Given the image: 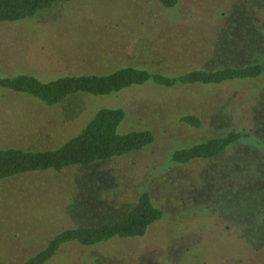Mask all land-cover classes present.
I'll list each match as a JSON object with an SVG mask.
<instances>
[{"label": "rangeland", "instance_id": "374dc122", "mask_svg": "<svg viewBox=\"0 0 264 264\" xmlns=\"http://www.w3.org/2000/svg\"><path fill=\"white\" fill-rule=\"evenodd\" d=\"M252 27L264 39V0H180L172 9L153 0H70L32 19L0 23V75L25 72L46 81L132 65L174 76L227 65L222 57ZM15 100L0 88V149L55 147L103 106L125 110L121 133L150 128L155 140L87 167L2 180L0 261L23 262L61 229L116 221L146 189L164 216L144 236L67 244L45 264H264V224L255 226L264 213V77L77 93L55 107ZM183 113L198 116L201 127L182 124ZM227 129L262 142L248 138L188 164L169 161L178 148ZM243 221L250 224L241 228Z\"/></svg>", "mask_w": 264, "mask_h": 264}, {"label": "trees", "instance_id": "16d2710c", "mask_svg": "<svg viewBox=\"0 0 264 264\" xmlns=\"http://www.w3.org/2000/svg\"><path fill=\"white\" fill-rule=\"evenodd\" d=\"M68 1L70 0H0V23L32 19L55 4ZM153 1L164 9H172L180 2V0ZM256 31L259 29L248 28L243 32L246 38L244 43H232V55L228 59L222 57L228 62L227 65L198 67L174 76L141 66L127 65L106 74L63 75L46 81L33 74L18 72L0 75V88L14 93L18 99L15 100L17 106L19 103L27 104L28 101H33L39 106L55 107L73 94L108 96L147 83L170 89L188 85L213 86L233 80L235 82L255 80L264 77V39ZM250 43L253 46H250ZM240 48L244 51V55H240L241 58L236 57ZM233 60L237 63L231 64ZM125 117L126 112L123 108L103 106L96 110L77 134L59 141L55 147L1 148L0 182L35 172H57L72 167H87L149 147L155 140L150 128L130 130L125 133L119 131V126ZM179 119L182 124L190 128L198 129L202 125L201 119L194 114L183 113ZM223 131L226 132L210 135L203 140L178 148L169 161L174 164H188L197 159L215 158L239 141L248 138L254 140L257 138L262 142V137H257L254 133L249 136L248 131L241 129ZM257 215L262 220L255 226L260 227L264 224V213ZM163 216L164 212L153 203L149 191L140 189L135 202L117 218L118 220L61 229L37 253L17 264H45L55 254L57 255L64 245L71 243L91 247L114 239H137L144 236L148 226L160 221ZM249 224L250 222L243 221L240 227ZM0 264L8 263L0 261ZM97 264L102 263L97 260Z\"/></svg>", "mask_w": 264, "mask_h": 264}]
</instances>
